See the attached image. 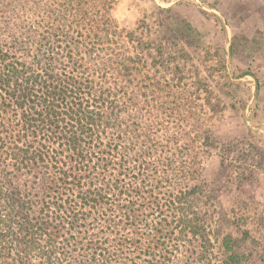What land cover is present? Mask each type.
<instances>
[{"label": "trees", "instance_id": "obj_1", "mask_svg": "<svg viewBox=\"0 0 264 264\" xmlns=\"http://www.w3.org/2000/svg\"><path fill=\"white\" fill-rule=\"evenodd\" d=\"M118 34L109 0H0V264H264L212 139L138 120L155 76Z\"/></svg>", "mask_w": 264, "mask_h": 264}, {"label": "rangeland", "instance_id": "obj_2", "mask_svg": "<svg viewBox=\"0 0 264 264\" xmlns=\"http://www.w3.org/2000/svg\"><path fill=\"white\" fill-rule=\"evenodd\" d=\"M109 1L119 43L142 47L155 76L149 102L137 84L138 120L155 135L212 139L202 163L209 174L229 167L223 207L239 199L246 215L264 216V0Z\"/></svg>", "mask_w": 264, "mask_h": 264}, {"label": "clouds", "instance_id": "obj_3", "mask_svg": "<svg viewBox=\"0 0 264 264\" xmlns=\"http://www.w3.org/2000/svg\"><path fill=\"white\" fill-rule=\"evenodd\" d=\"M123 6H124V4H123V2H122V3L119 5V7H123ZM144 7H145V8H147V7H148V5H147V4H145V5H144ZM33 264H36V261H34V262H33Z\"/></svg>", "mask_w": 264, "mask_h": 264}, {"label": "water", "instance_id": "obj_4", "mask_svg": "<svg viewBox=\"0 0 264 264\" xmlns=\"http://www.w3.org/2000/svg\"><path fill=\"white\" fill-rule=\"evenodd\" d=\"M215 13H218L217 11H215L214 9H212ZM226 30H227V33L229 34V29H228V26H226ZM227 51H228V46H227ZM228 54V53H227ZM228 57V55H227Z\"/></svg>", "mask_w": 264, "mask_h": 264}]
</instances>
